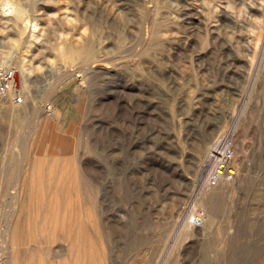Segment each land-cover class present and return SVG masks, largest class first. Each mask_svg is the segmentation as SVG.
Here are the masks:
<instances>
[{
	"label": "rangeland",
	"instance_id": "rangeland-1",
	"mask_svg": "<svg viewBox=\"0 0 264 264\" xmlns=\"http://www.w3.org/2000/svg\"><path fill=\"white\" fill-rule=\"evenodd\" d=\"M21 2L29 18L24 33L0 16V55L9 59L0 65L15 70L12 94L29 105L22 112L23 135H32L42 123L69 135L74 126L98 116L107 119L111 109L101 100L124 99L123 112L135 108L142 132L151 128L156 222L159 232L172 233L171 240L182 209L186 218L195 203L196 215L208 216L212 208L198 201L200 190L208 187L200 185L208 160L200 156L202 146L233 135L244 186L213 205L215 226L206 237L184 239L183 254L173 258H183V264L224 257L264 262V0ZM71 47H89L99 60L92 66L106 69L82 83L80 70L90 57L68 60L63 54ZM18 59L29 78L19 92ZM5 116L0 112V128L8 130L10 117ZM239 120L244 124L235 135ZM226 123L228 129L221 132ZM4 154L0 149V167ZM3 178L0 169V187L6 188L8 177ZM0 195L1 242L6 227L1 215L10 209V195L6 189ZM31 252L37 261L38 254Z\"/></svg>",
	"mask_w": 264,
	"mask_h": 264
},
{
	"label": "bare ground",
	"instance_id": "bare-ground-1",
	"mask_svg": "<svg viewBox=\"0 0 264 264\" xmlns=\"http://www.w3.org/2000/svg\"><path fill=\"white\" fill-rule=\"evenodd\" d=\"M0 16L21 34L25 32L24 23L29 18L21 0H3ZM63 55L68 60L90 57L88 67L80 70L82 83H89L91 73L106 69L104 65L92 66L99 60L89 47L67 48ZM6 57L0 55V64L9 62ZM17 65L21 80L15 89L19 92L26 88L29 78L22 60L18 59ZM123 103L124 99L118 97L101 100L102 107L111 109L107 119L98 116L88 125L74 126L69 135H61L56 126L42 123L25 137L22 112L29 105L18 103L12 93L0 97V112L10 117L8 130L7 126L0 128V149H5L0 169L2 178L8 177L6 188L1 186L0 191L6 189L10 195V209L1 215L6 227L0 242V264H183V258H173L183 254L181 242L189 237H206L212 230L216 221L213 205L244 186L245 176L239 167L235 177L197 194L199 206L206 203L212 207L208 216L196 215L197 203L186 218L182 209L171 240L172 233L159 232L156 222L151 128L144 134L136 109L124 113ZM242 122L235 125V135ZM228 127L227 123L223 125L221 132ZM217 142L211 146L205 143L199 149L201 158L209 157ZM200 168L201 163L195 165V177ZM31 251L38 254L37 261V255H28ZM251 259L248 264H264ZM205 264L244 263L224 257L206 258Z\"/></svg>",
	"mask_w": 264,
	"mask_h": 264
},
{
	"label": "built area",
	"instance_id": "built-area-1",
	"mask_svg": "<svg viewBox=\"0 0 264 264\" xmlns=\"http://www.w3.org/2000/svg\"><path fill=\"white\" fill-rule=\"evenodd\" d=\"M16 72L13 68L0 65V97L9 96L14 90ZM21 100V98H19ZM238 174L235 142L228 135L223 137L213 147L208 160L203 167L201 186L218 184L225 178H233Z\"/></svg>",
	"mask_w": 264,
	"mask_h": 264
}]
</instances>
